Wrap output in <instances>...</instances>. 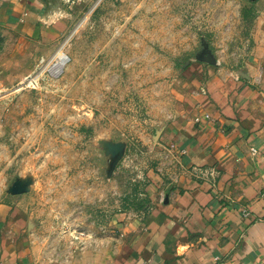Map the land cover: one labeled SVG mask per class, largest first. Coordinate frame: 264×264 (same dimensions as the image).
Returning a JSON list of instances; mask_svg holds the SVG:
<instances>
[{
	"label": "rangeland",
	"instance_id": "374dc122",
	"mask_svg": "<svg viewBox=\"0 0 264 264\" xmlns=\"http://www.w3.org/2000/svg\"><path fill=\"white\" fill-rule=\"evenodd\" d=\"M45 2L43 60L0 84V206L38 253L114 264L169 159L188 67L244 64L264 0Z\"/></svg>",
	"mask_w": 264,
	"mask_h": 264
},
{
	"label": "crops",
	"instance_id": "0c3cea01",
	"mask_svg": "<svg viewBox=\"0 0 264 264\" xmlns=\"http://www.w3.org/2000/svg\"><path fill=\"white\" fill-rule=\"evenodd\" d=\"M48 15L45 0H0V84L39 67ZM253 41L241 66L188 67L183 112L166 127L169 159L114 264H264V28ZM8 212L0 206V219L13 218L3 221L0 264H75L38 253L20 210Z\"/></svg>",
	"mask_w": 264,
	"mask_h": 264
},
{
	"label": "built area",
	"instance_id": "2783aa9c",
	"mask_svg": "<svg viewBox=\"0 0 264 264\" xmlns=\"http://www.w3.org/2000/svg\"><path fill=\"white\" fill-rule=\"evenodd\" d=\"M217 64H219V61H217ZM186 151H184L183 153H185ZM252 153L253 154H258V150L256 148L252 149Z\"/></svg>",
	"mask_w": 264,
	"mask_h": 264
},
{
	"label": "water",
	"instance_id": "95a60500",
	"mask_svg": "<svg viewBox=\"0 0 264 264\" xmlns=\"http://www.w3.org/2000/svg\"><path fill=\"white\" fill-rule=\"evenodd\" d=\"M207 63H211V64H217V61H209Z\"/></svg>",
	"mask_w": 264,
	"mask_h": 264
}]
</instances>
